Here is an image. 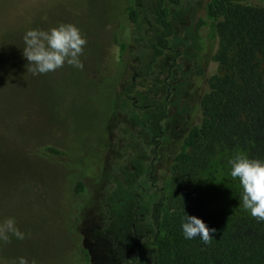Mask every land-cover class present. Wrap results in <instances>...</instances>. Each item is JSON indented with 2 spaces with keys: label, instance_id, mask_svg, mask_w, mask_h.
<instances>
[{
  "label": "rangeland",
  "instance_id": "rangeland-1",
  "mask_svg": "<svg viewBox=\"0 0 264 264\" xmlns=\"http://www.w3.org/2000/svg\"><path fill=\"white\" fill-rule=\"evenodd\" d=\"M216 1L165 0L168 49L150 62L156 0H0V222L14 218L25 233L0 241V264L20 256L29 264H121L136 252L138 236L151 239L145 175L151 170L155 184L172 191L173 156L199 123L210 79L222 73L214 60L219 17L209 9ZM232 1L264 8V0ZM133 11L137 22L127 28ZM61 22L76 25L87 41L83 67L31 75L24 31ZM150 100L166 102L155 154ZM239 153L216 150L199 175L198 191L216 210L243 208L228 163ZM79 170L84 192L73 206ZM150 260L141 250L130 264Z\"/></svg>",
  "mask_w": 264,
  "mask_h": 264
},
{
  "label": "trees",
  "instance_id": "trees-1",
  "mask_svg": "<svg viewBox=\"0 0 264 264\" xmlns=\"http://www.w3.org/2000/svg\"><path fill=\"white\" fill-rule=\"evenodd\" d=\"M164 3L156 0L152 10L159 31L151 44L150 62L168 49L171 22ZM209 9L212 16L219 17V46L214 60L222 73L210 79L200 99L199 123L189 129L173 156L176 171L168 178L172 191L164 187H149L146 193L141 190L150 201L147 221L152 236L142 241L140 251L149 252L150 264H264V221L251 217L243 208L216 210L197 188L199 175L216 150H241L249 157L264 159V8L217 0ZM125 22L127 28L136 23L137 12L129 13ZM177 56L175 53L173 58ZM119 83L116 78L114 91ZM122 92L129 97L131 89L126 87ZM148 106L154 110L147 128L158 138L167 116L166 102L150 100ZM49 158L60 161L58 156ZM80 176H84L81 170L76 179ZM145 180L150 181L149 172ZM74 186L71 193L76 201L70 202L79 206L78 194L84 192L82 181ZM184 212L201 218L214 230L208 243L198 237H183L180 217ZM136 261L131 258V263Z\"/></svg>",
  "mask_w": 264,
  "mask_h": 264
},
{
  "label": "clouds",
  "instance_id": "clouds-1",
  "mask_svg": "<svg viewBox=\"0 0 264 264\" xmlns=\"http://www.w3.org/2000/svg\"><path fill=\"white\" fill-rule=\"evenodd\" d=\"M22 57L28 62L26 67L31 75H42L55 71L65 64L82 68L80 59L87 41L80 29L72 24L61 22L47 29L28 28L22 35ZM230 176L238 181L240 204L249 215L264 221V159L252 158L239 153L229 161ZM180 229L185 239L199 238L208 243L211 239L206 223L195 215L180 217ZM11 237L25 238V233L17 226L14 218L0 222V241L8 242ZM13 264H29L23 257H17ZM32 264H35L33 261Z\"/></svg>",
  "mask_w": 264,
  "mask_h": 264
},
{
  "label": "flooded vegetation",
  "instance_id": "flooded-vegetation-1",
  "mask_svg": "<svg viewBox=\"0 0 264 264\" xmlns=\"http://www.w3.org/2000/svg\"><path fill=\"white\" fill-rule=\"evenodd\" d=\"M149 135H150V141H153V142L156 141L157 142L156 145H155V147H154V149H153V152L155 154L156 153V146L158 145L159 141L157 139H155L157 137L151 135L150 132H149ZM66 164L67 165H76L75 163L72 164L70 162H67ZM150 167H152V163L150 164ZM149 177H150V181L148 182L149 183L148 184V187H152L154 189H156V188L158 189L159 187L154 183V181H155L154 179H156V177H154L152 175V171L151 170L149 172ZM83 178H84V176L83 177L80 176V179H78V180L83 182ZM78 180L76 179V181L73 183V186L76 185V183L78 182ZM71 192H72V189H71ZM143 240H148V238H146V236H138V239H137V249H136V252L134 253V255L131 256V258L134 257L135 259H137L138 254H139V251H140V246H141V243H142ZM131 258H124L122 261H120V263L121 264H130L131 263Z\"/></svg>",
  "mask_w": 264,
  "mask_h": 264
}]
</instances>
